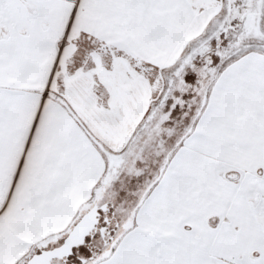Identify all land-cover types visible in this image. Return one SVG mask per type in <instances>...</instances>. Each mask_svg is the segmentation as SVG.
<instances>
[{"label": "snow or ice", "instance_id": "6c2138e0", "mask_svg": "<svg viewBox=\"0 0 264 264\" xmlns=\"http://www.w3.org/2000/svg\"><path fill=\"white\" fill-rule=\"evenodd\" d=\"M0 264H264V0H0Z\"/></svg>", "mask_w": 264, "mask_h": 264}]
</instances>
